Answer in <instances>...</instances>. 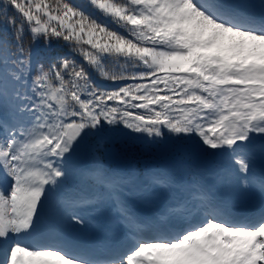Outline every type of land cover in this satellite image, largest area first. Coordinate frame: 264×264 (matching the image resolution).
<instances>
[{
	"label": "snow or ice",
	"instance_id": "snow-or-ice-1",
	"mask_svg": "<svg viewBox=\"0 0 264 264\" xmlns=\"http://www.w3.org/2000/svg\"><path fill=\"white\" fill-rule=\"evenodd\" d=\"M0 23V264H264V0H0ZM61 41L79 61L31 47ZM117 137L221 164L172 189L78 163ZM105 202L101 261L67 231Z\"/></svg>",
	"mask_w": 264,
	"mask_h": 264
},
{
	"label": "rangeland",
	"instance_id": "rangeland-1",
	"mask_svg": "<svg viewBox=\"0 0 264 264\" xmlns=\"http://www.w3.org/2000/svg\"><path fill=\"white\" fill-rule=\"evenodd\" d=\"M5 26L2 24L1 28L3 30ZM26 45L29 42H25ZM63 44H66L63 42ZM61 43H54L51 47H48L41 42L40 44H32L31 47L33 49L34 54H39L45 58L50 57L53 52V46L56 47H63ZM55 56V55H54ZM98 82V81H97ZM133 82V81H131ZM109 105L114 104L115 102L109 101ZM141 111V110H135ZM122 127V126H121ZM166 131V130H165ZM134 136H139L141 134H133ZM126 138L124 137H117L115 141L111 144H105V146H113V150L111 155H108V158L105 159L103 162L100 156L93 155L88 156L85 152V156L89 157L91 162L86 167L91 168L97 161H100L104 167L110 170H116L125 172L130 169L137 170V166L142 167L141 173H146L154 170L159 171H169L172 173L173 182L171 184L172 189L177 187L176 181H183V182H191V181H198L202 184L208 182L209 184L213 183L215 180V173L219 170V165L221 164V158L219 156H193L188 153H180L174 151H166L165 148H160V146L156 145H148L146 141L136 140L134 142H129L125 144L123 141ZM104 146V147H105ZM102 147L101 149H105ZM102 150V151H103ZM120 150H127V155L124 156L125 158V165H131L127 169H120L117 168L114 163L116 161L115 154L120 152ZM161 152V155L159 154ZM84 155V152H83ZM99 158H98V157ZM101 158V159H100ZM79 163V162H78ZM81 164V163H79ZM121 165L120 163H117ZM166 164V166H165ZM82 165V164H81ZM171 165V166H170ZM257 169L260 167H264V162H261L257 159ZM172 168V169H171ZM171 171H170V170ZM174 173V175H173ZM178 179L176 181L175 178ZM69 192L75 190H90V185L86 181L80 180H73L69 182L68 185ZM167 191V189H164ZM222 192L226 193V190L221 189ZM235 204H240L245 206H251L252 200L249 198H239L235 200ZM162 202V201H161ZM135 205L139 206V210H146L147 205L142 202L136 201ZM113 214V210L110 209L105 202L103 205L96 207V208H89L86 210V220L89 222L83 226H77L75 229H69L67 231V235H73L72 237L76 240V242H80L81 245L83 243H92L90 242V238L96 239L98 243H95V248L106 249L107 245L111 243V236L107 239L105 238V234L99 231L96 227V224L99 222H103L108 215ZM94 225V226H92Z\"/></svg>",
	"mask_w": 264,
	"mask_h": 264
},
{
	"label": "trees",
	"instance_id": "trees-1",
	"mask_svg": "<svg viewBox=\"0 0 264 264\" xmlns=\"http://www.w3.org/2000/svg\"><path fill=\"white\" fill-rule=\"evenodd\" d=\"M76 2H83V0H76ZM9 38H11V32L9 31ZM24 41L25 42H29V36H28V34H25V37H24ZM52 50H53V55H55V54H59V55H61V56H68L69 57V59H75V60H77V61H79V59H77L76 58V56H78L77 54H75L74 53V51H73V49L70 47V51H69V53H65L64 52V50H61V49H59V48H56V46H54L53 48H52ZM52 55V56H53ZM131 71V70H130ZM95 73V72H94ZM96 74V73H95ZM97 75V74H96ZM98 76V75H97ZM99 77V76H98ZM100 78V77H99ZM101 79V78H100ZM103 80V79H102ZM105 81H110V80H105ZM110 90H114V89H110ZM166 135H167V133H166ZM161 148H165L166 149V151H170V147H168V146H161ZM87 153V155L89 156V155H91L90 153H88V152H86ZM99 153L102 155V156H106V152L105 153H103L101 150L99 151ZM121 153H122V151L121 152H119L118 154H117V156L118 155H120L121 156ZM122 157V156H121ZM120 159H123V162L125 163L126 161H125V158L124 157H122V158H120Z\"/></svg>",
	"mask_w": 264,
	"mask_h": 264
},
{
	"label": "bare ground",
	"instance_id": "bare-ground-1",
	"mask_svg": "<svg viewBox=\"0 0 264 264\" xmlns=\"http://www.w3.org/2000/svg\"><path fill=\"white\" fill-rule=\"evenodd\" d=\"M165 166H166V164H165ZM171 166V165H170ZM172 169V168H171ZM170 170V169H169ZM167 171V170H166ZM171 171V170H170ZM173 175H174V173H173ZM173 177V176H172ZM174 178H175V176H174ZM176 180H178V179H176L175 178V180L174 181H176ZM177 182V181H176ZM135 207L137 208V206L135 205ZM139 207V206H138ZM147 210V209H146Z\"/></svg>",
	"mask_w": 264,
	"mask_h": 264
}]
</instances>
